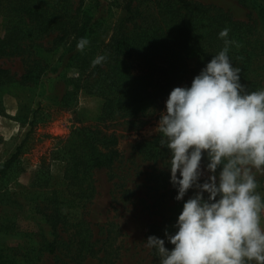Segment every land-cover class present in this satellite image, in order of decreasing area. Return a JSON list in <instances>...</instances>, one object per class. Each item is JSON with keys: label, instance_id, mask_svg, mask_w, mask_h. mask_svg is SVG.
<instances>
[{"label": "trees", "instance_id": "obj_1", "mask_svg": "<svg viewBox=\"0 0 264 264\" xmlns=\"http://www.w3.org/2000/svg\"><path fill=\"white\" fill-rule=\"evenodd\" d=\"M123 1L124 14L107 41H97L89 50L81 51L76 45L80 37H88L87 4L92 0H0V17L6 19L0 52L28 53L40 38L55 34L53 46L62 47V56L68 54L67 63L77 74L68 79L70 89L65 94L82 89L98 97L100 120L126 118L143 125L159 119L170 90L177 85H190L193 76L224 47L225 39L233 41L228 55L241 68L240 82L249 91L264 88V41L253 29L255 21L244 22L227 11L195 0ZM254 1L258 19L264 23V0ZM225 27L229 29L228 36L222 38L218 33ZM97 54H104L107 59L93 66ZM34 60L21 74L22 82L34 80L44 70L46 65L40 66ZM13 81L14 75L0 66V115L4 113L2 88ZM161 136L159 132L140 139L134 148L152 162L165 165L157 176L169 183L164 187L169 197L174 198L177 189L170 182V150L159 142ZM56 138L58 151L50 149L40 158V171L46 176L40 177L43 181L39 187L49 190L36 204L52 238L41 235L37 244L29 248L31 251L26 250L31 255L26 258L33 264H81L99 248H94L89 229L74 222L77 217L71 212L92 198L93 171L109 168L116 161L117 137L98 128H77ZM20 153L21 144L0 166V174L6 172ZM55 155L64 161L63 175L61 183L54 180L49 184L54 179L49 175V164ZM7 227L8 224L0 225V230ZM166 228L175 231L170 223H152L146 236L155 234L163 238ZM113 231L108 230L100 247L105 260L112 252L109 248L115 238ZM165 246L171 249L174 245L165 239ZM151 251L160 264L156 250ZM25 262L10 249L0 248V264Z\"/></svg>", "mask_w": 264, "mask_h": 264}, {"label": "rangeland", "instance_id": "obj_2", "mask_svg": "<svg viewBox=\"0 0 264 264\" xmlns=\"http://www.w3.org/2000/svg\"><path fill=\"white\" fill-rule=\"evenodd\" d=\"M195 1L218 7L244 22L255 21L253 29L264 41V23L258 19L256 1ZM123 3V0H92L87 4L90 15L88 50L97 41H107L117 20L124 14ZM5 23L6 19L1 16L0 36ZM54 36L40 38L38 45L26 51L29 55L0 52V66L7 68L16 79L4 85L1 91L4 113L0 115V166L21 144L18 159L0 174V225L8 224L6 230H3L5 227L0 230V248L6 247L26 260V264H33L26 258L31 256L26 250L35 246L41 235L52 238L45 217L36 207L49 190V187H39L43 181L40 177L46 176L40 171L41 155L50 149L58 151L56 137L77 128H98L117 137L115 148L119 156L109 168L93 171L92 198L83 207L72 209L71 213L77 217L74 222L89 229L94 248H99L81 264H157L151 248L146 246V234L155 222L174 225L183 204V200L169 197L165 189L169 183L157 176L165 165L152 162L134 148L136 141L159 133L156 130L159 119L143 125L126 118L100 120L98 97L82 89L66 95L71 83L68 79L77 74L67 63L68 54L62 56V47L53 46ZM33 58L38 65L46 66L34 80L22 82L20 76ZM206 163L203 156L202 167ZM63 169L64 161L55 155L49 164V175L54 177L49 184L54 180L61 183ZM206 176L205 170L201 180ZM256 179L257 191L264 197V171H256ZM165 184L168 185L164 187ZM195 191L190 188L183 199H188ZM261 215L264 226V212ZM111 229L115 238L109 248L112 252L105 260L100 247Z\"/></svg>", "mask_w": 264, "mask_h": 264}, {"label": "clouds", "instance_id": "obj_3", "mask_svg": "<svg viewBox=\"0 0 264 264\" xmlns=\"http://www.w3.org/2000/svg\"><path fill=\"white\" fill-rule=\"evenodd\" d=\"M228 32L225 27L218 35ZM89 43L80 37L76 47ZM232 43L225 39L190 85L174 86L159 115L174 199L183 200L175 231L145 239L160 264H264V197L256 179V171H264V88L249 91L240 82L241 68L228 55ZM106 59L97 54L92 65ZM190 188L196 191L184 200Z\"/></svg>", "mask_w": 264, "mask_h": 264}]
</instances>
